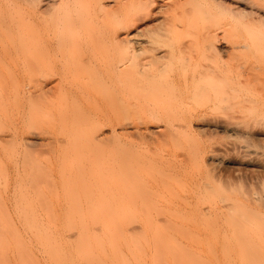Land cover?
<instances>
[{
  "label": "rangeland",
  "instance_id": "obj_1",
  "mask_svg": "<svg viewBox=\"0 0 264 264\" xmlns=\"http://www.w3.org/2000/svg\"><path fill=\"white\" fill-rule=\"evenodd\" d=\"M122 170L159 237L238 250L226 213L264 218V0H0V218L60 220L86 187L121 203ZM204 191L235 206L202 233Z\"/></svg>",
  "mask_w": 264,
  "mask_h": 264
},
{
  "label": "bare ground",
  "instance_id": "obj_2",
  "mask_svg": "<svg viewBox=\"0 0 264 264\" xmlns=\"http://www.w3.org/2000/svg\"><path fill=\"white\" fill-rule=\"evenodd\" d=\"M127 17L129 18V16ZM126 19L123 20L124 24L122 25L124 26H126V22H130L129 19ZM212 36L216 37V33L215 36ZM162 55L160 56L162 57ZM160 56L159 58H161ZM124 66L126 69V65ZM125 69L123 68V70ZM143 70L141 69V71ZM140 72L136 71L137 74ZM144 72L141 74L144 75ZM125 76L127 77V73L124 74ZM127 80H130L131 83ZM125 82L136 85L132 83L133 76L129 74L125 78ZM133 87L138 88L137 85ZM135 89L132 88V92ZM152 90L154 93L150 92L151 94H149L150 90H147L146 95L148 94L149 100L153 101L157 99L159 91ZM152 93L155 94V97H151L154 96ZM136 94L138 96L145 92L142 93L139 89ZM223 97H221L222 101L226 99ZM146 123L144 127L148 129ZM134 128L137 131L139 129L136 125ZM87 174L91 178L102 177L97 172H88ZM119 174L118 197L115 199L123 200L121 203L109 204L105 202L113 196L106 187H86L75 191L79 193L75 195L79 202L82 199L85 200V203L72 205L68 216L60 220H38L24 217L13 222L0 218V264H264V251L252 250L258 247L264 248V228L260 230L264 224V218L259 214L249 212L247 208H237L233 217L227 216L226 213L223 223L228 231H231L232 236H221L222 242H225L222 248L237 247L236 251H232V249L230 251L215 249L214 251V246H220L219 238L215 236L199 240L198 244L203 248L207 247L208 250L195 252L183 250L180 243L172 237L158 236L159 227L149 219V207L138 202L142 194L135 183L129 181L130 172L122 170ZM210 192L204 191L203 194H200L202 201L199 200L201 203H199L198 215L201 217L199 221L202 233H205V229L215 228L217 218L219 219L221 214L225 215V211L220 208L229 209L235 206L234 203H223L219 209H212L215 204L213 201L215 193L211 192L213 195L211 196ZM216 196L219 197L220 202H223V198H220L219 194ZM17 213L19 212L17 211ZM21 214L33 215L32 212H20ZM206 215L209 217L206 218ZM236 218L242 220V224H238ZM206 220L209 221L206 222ZM139 228L150 235L147 240L148 249H142L141 239L135 234Z\"/></svg>",
  "mask_w": 264,
  "mask_h": 264
}]
</instances>
